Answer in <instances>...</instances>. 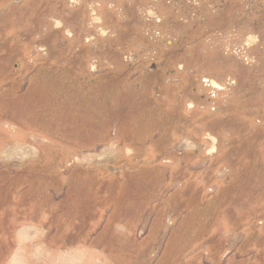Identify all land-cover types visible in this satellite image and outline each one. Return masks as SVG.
Here are the masks:
<instances>
[{
  "label": "rangeland",
  "instance_id": "374dc122",
  "mask_svg": "<svg viewBox=\"0 0 264 264\" xmlns=\"http://www.w3.org/2000/svg\"><path fill=\"white\" fill-rule=\"evenodd\" d=\"M0 264H264V0H0Z\"/></svg>",
  "mask_w": 264,
  "mask_h": 264
}]
</instances>
